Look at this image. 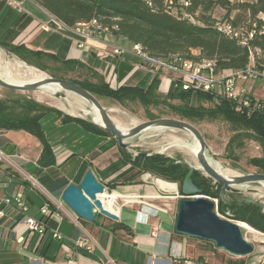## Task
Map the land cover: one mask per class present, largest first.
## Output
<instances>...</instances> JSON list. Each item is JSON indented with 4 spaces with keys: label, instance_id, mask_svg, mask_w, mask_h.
Returning <instances> with one entry per match:
<instances>
[{
    "label": "crops",
    "instance_id": "1",
    "mask_svg": "<svg viewBox=\"0 0 264 264\" xmlns=\"http://www.w3.org/2000/svg\"><path fill=\"white\" fill-rule=\"evenodd\" d=\"M9 2L15 3L11 6ZM53 17L32 0H0V40H6L7 34L17 36L10 42L13 46H23L34 52H41L51 58H43L47 68L51 63L81 62L99 74H104L105 82L111 69L118 75L123 86L145 88L152 82V75L146 66L134 70L142 61L131 48V42L109 33L97 37V42L88 43L80 49L82 38L73 31L63 30L52 24L49 32L38 28V24H48ZM106 45L122 48L126 53L122 57L104 59ZM132 44V48H133ZM244 81L243 87L251 84L253 95L258 81ZM166 85V79L161 85ZM220 88V87H218ZM217 88V89H218ZM160 87L158 89L159 93ZM249 90V89H248ZM221 91V88H220ZM217 90L218 93H220ZM52 125L61 132L67 126L74 128L73 137H80L72 147L73 152L61 150L64 134L53 139L45 132L52 148L56 169L70 183L79 185L87 171L91 170L99 182L109 190L116 178L130 166L111 174L107 171L112 164L124 162L123 152L115 147V138L97 135L79 124H62V117L56 113ZM43 119L42 121H44ZM88 142L86 145H81ZM81 145V147L79 146ZM77 149H79L77 151ZM0 152L8 162L0 158V197L12 198L24 193L29 207V215L41 219V208L48 201L54 208V217L45 218L47 235L40 237L30 234L23 227L16 225L11 216L0 221V264H213L205 258L197 257L188 245L187 237L175 232V221L165 213L150 212L142 203H152L161 208L163 202L181 200L176 184L163 180L146 183L147 175L141 177L139 184L119 185L113 193L105 192L99 196L106 211L119 216L118 221L110 220L100 214L93 224L79 219L66 205H62L61 196H44L32 188L27 177L34 176L43 152L41 141L25 131L0 130ZM116 191H120L116 192ZM62 195V194H61ZM130 200V201H128ZM61 205V207H60ZM159 231L153 235L154 229ZM58 231L64 238L58 241L52 237ZM260 233V232H259ZM264 237L263 233H260ZM24 242L19 243L18 239ZM190 239V238H189ZM58 245L54 258L50 256L53 244ZM256 246L253 255L243 258L244 264H264V241ZM63 247H66L64 249ZM87 247H93L91 253ZM86 252V253H85Z\"/></svg>",
    "mask_w": 264,
    "mask_h": 264
},
{
    "label": "trees",
    "instance_id": "2",
    "mask_svg": "<svg viewBox=\"0 0 264 264\" xmlns=\"http://www.w3.org/2000/svg\"><path fill=\"white\" fill-rule=\"evenodd\" d=\"M53 18L69 29L78 24H87L97 20L108 33L123 38L133 45L141 46L143 52L156 59H168L180 56L189 61H215L217 72H244L254 66L259 73L264 72V0H253L234 4L231 0H32ZM217 8L226 11L225 21H217L213 14ZM184 11L189 18L174 15V10ZM239 15L232 19V14ZM244 14L249 17L248 25L244 23ZM195 20L192 21V20ZM198 23V24H197ZM218 24H227L235 29H243L246 33H254L248 45L226 37L219 31ZM15 33L7 34L6 40H0L3 47L29 66L47 72L42 64L43 58H51L41 52H34L23 46H13L10 42ZM197 52V55L194 54ZM70 71L77 69L93 70L89 66L77 62H63ZM96 82L83 83L73 81L96 97L112 99L121 105L139 103L145 109L164 105L182 119L190 121H217L219 119L232 127L237 140H249L264 149V113H249L239 108V104L225 99L217 91L203 92L183 90L172 85L163 101L159 100L158 89L160 78H155L145 88L121 86L112 89L104 77L93 70ZM178 101L180 106L171 105ZM205 104L210 105L206 107ZM51 113L62 117V124L76 123L85 129L105 137L115 138L93 124L72 117L62 112L40 105L34 101L0 100V130L25 131L38 138L43 145V152L38 162L34 178L53 196H61L69 181L56 169L52 148L42 129V120ZM151 119L155 117L150 115ZM242 142V141H241ZM229 148V147H228ZM123 152V151H122ZM124 162L112 164L107 171L111 174L121 173L110 187L116 190L119 185L139 184V179L149 173L169 183L182 184L189 173V168L180 164V160L168 159L155 154L148 159L143 156L133 157L123 152ZM264 173V157L253 158L249 162ZM193 183L201 191L208 193L210 182L196 171L191 176ZM219 186V185H218ZM221 189V187L219 186ZM220 199V191L218 194ZM221 207L227 206L220 199ZM54 210L53 207H51ZM231 208L235 220L244 222L254 230L264 234V213L255 205L236 203ZM45 221V218H41ZM86 253V252H85Z\"/></svg>",
    "mask_w": 264,
    "mask_h": 264
},
{
    "label": "rangeland",
    "instance_id": "3",
    "mask_svg": "<svg viewBox=\"0 0 264 264\" xmlns=\"http://www.w3.org/2000/svg\"><path fill=\"white\" fill-rule=\"evenodd\" d=\"M231 1L234 4L253 2V0H231ZM179 13H182V16L185 18H189V16H187L184 11L180 12L179 10L176 9L173 11L174 15H179ZM237 15H239L238 12H234L231 18L234 19L236 18ZM225 16H226V11L222 10L221 8H217L213 14V17L219 22L225 21ZM259 17L261 19H264L263 15H260ZM244 18H245L244 20H246L244 23L248 25L250 23L248 22L249 20L248 15L244 14ZM192 21L195 22L194 19ZM126 45L127 48H131L132 50L134 49V46L132 48V44L128 43ZM0 53L7 55V57L11 61L13 60L21 61L18 57L11 54L3 47H0ZM194 54L197 55V52H194ZM26 65L29 66L28 64ZM48 65H50V67L47 68V72L44 73L49 77L60 78L70 81H77L80 83H83L85 81L96 82V79L94 78L93 75V70L88 71V70L77 69L75 71H70L69 69L58 63L49 62ZM36 69L40 70L38 68ZM242 86H243V82H239L237 85L239 89H241ZM246 86L247 89L250 90L251 89L250 87L252 85L249 84ZM217 90L220 91V88H218ZM158 95L160 101H163L164 98L167 96L165 92H162L160 90ZM255 95L259 98L264 99V82L261 80L258 81L256 85ZM97 98L101 102L103 107L108 111L113 121H115L124 128L131 129L137 125H140L141 123L155 119L170 118V119L182 120L194 125L201 132L213 154V157L210 156V158L217 161L219 163V166L221 165L225 170H229L234 173L237 172L236 174L238 175H250V174L262 173L258 168L252 166L249 162L253 158L264 157V149L254 141L237 140L235 142H232V139L235 137V134L232 132V127L221 119L217 121H211V120L190 121V120L182 119L179 115H177L170 108L164 105H159L158 107L151 106L148 109H145L139 103H126L125 105H121L120 103L109 98H105V97H97ZM18 99L34 101L40 105L60 111L65 116L81 119L85 121L87 120L86 113L91 111V106L86 101L82 100L81 98L77 97L74 94L60 93L55 96H47L45 94H41V93L39 94L35 92H13L0 87V100L14 101ZM171 105L180 106L181 103L178 101H172ZM205 106L209 107L210 105L205 104ZM150 115H153L155 118L151 119ZM44 119L45 120L42 121V129L45 130V132L50 136L51 139H53L56 136L59 137L60 133L64 134L62 135V137L66 136L67 139L66 138L61 139L59 142H62V144H66L65 145L66 147L62 145L61 150H66V148H68L69 146V151L73 152L70 147H72L75 141L80 140V137H75V138L73 137V135L75 134L74 128H72L71 126H67L61 132H56L57 130L52 125V123L56 119V115L49 114ZM115 141L117 143L116 138ZM177 142L192 143V137L190 134L182 131L168 130V131H159V132H146L138 136L137 138L128 141L129 143L128 152L133 156L138 153L158 154L168 159L187 161L189 164L196 167L198 164L196 157L188 149L177 146L176 144ZM85 144L87 145L88 142H83L81 145H85ZM81 145L79 146L81 147ZM118 148L119 147L117 144L115 150L117 151ZM78 150L79 149H77V151ZM3 161L9 163L6 157H3ZM201 174L202 177H204L210 182L208 193L202 194L201 197L213 202L215 205L216 214L223 219H226L239 226H241L242 224H246L244 222L235 220V214L231 206L238 203V200L253 199L264 205V188H261L259 186V187H251L249 189H243V193L240 195L226 194L225 200L228 204L225 207H221L220 199L218 198V194L220 191L219 186L213 180L206 177L203 172H201ZM145 175H147L146 178H144L146 183L156 182V180L158 179L162 180L149 173ZM140 179L139 182H142ZM172 184H176L178 186V189L180 190V186H181L180 183H172ZM35 185H36L35 186L36 188H34L35 191L38 192L40 195H42L41 193L45 192L44 189H42L38 184ZM116 192L120 193V191H116ZM107 193L111 194L113 192L110 191L109 189L107 190ZM179 196H182L180 192H179ZM161 205H163L161 208L166 210L167 214L172 219L176 217L178 203L176 204L175 202H173V200H167L166 202H163ZM246 238L250 242L255 244V246H262L261 241H264V237L255 236L252 233L249 234L247 231H246ZM187 241L189 247H191L192 251L196 253L197 257L205 258L213 264H244L245 263V260L243 258H236L229 255L228 253L220 251L211 243L203 242L195 239H189V238H187ZM57 252H58V245L54 243L50 250L51 258H54L57 255Z\"/></svg>",
    "mask_w": 264,
    "mask_h": 264
},
{
    "label": "water",
    "instance_id": "4",
    "mask_svg": "<svg viewBox=\"0 0 264 264\" xmlns=\"http://www.w3.org/2000/svg\"><path fill=\"white\" fill-rule=\"evenodd\" d=\"M43 82L57 85L60 91L56 95L60 93L74 94L86 101L91 108L97 109L101 115L102 125L94 122L90 112L86 113V121L113 135L117 139L119 149L126 154L131 155L128 152V141L151 129L182 131L190 134L199 144L196 154L199 168L192 166L187 161H180V164L189 168V173L182 184L183 198L178 203L175 232L180 236L211 243L218 250L236 258H246L255 253L256 246L246 238L245 230L239 225L219 217L215 212L214 203L201 197V191L193 183L191 176L196 171L203 172L206 177L221 187L220 199L227 204L226 194L240 195L243 193V189L261 186L264 183V173L239 175L234 178L224 177L212 167L209 157H213V154L204 136L194 125L178 119L165 118L144 122L123 132L117 127L98 98L80 85L70 80L53 77H48ZM0 87L13 92H36L41 84L19 86L7 83L0 78ZM153 155L155 154L138 153L132 156L134 158L143 156L148 159ZM105 192H107L106 186L99 182L95 174L89 170L79 185L70 183L65 188L61 200L79 219L87 223L93 224L98 214L118 221L119 216L106 211L99 199V196ZM238 202L255 205L261 212H264V205L253 199H241Z\"/></svg>",
    "mask_w": 264,
    "mask_h": 264
},
{
    "label": "built area",
    "instance_id": "5",
    "mask_svg": "<svg viewBox=\"0 0 264 264\" xmlns=\"http://www.w3.org/2000/svg\"><path fill=\"white\" fill-rule=\"evenodd\" d=\"M9 4L11 6H16L13 2H9ZM52 24H55L63 30L73 31L75 34L79 35L83 40V43L79 44L80 49L84 48L88 43L97 42V37L108 33V30L104 29L97 20H93L87 24H78L75 28L69 29L53 18L51 23L38 24L37 27L43 31L49 32L53 29ZM217 27L226 37L235 39L243 45H248L249 40L254 37V33H246L243 29H235L227 24H218ZM133 52L142 61V64L136 65L134 70L146 66L152 75V81L155 78H160V80L166 79V85H160V91L166 94H168L172 85L175 87H182L185 91L194 90L203 92L217 91V88L220 87V94L224 96L226 100L238 103L239 108L245 109L247 112L253 114L264 113V100L257 99L251 90H248L246 87L241 89L237 87V82L239 80L245 83L258 79L264 80V72H257L254 66L248 68L244 72H217L216 63L211 60L203 59L195 62L185 60L180 56H172L168 59H156L145 54L139 45H134ZM125 53L126 51L122 48L109 47V45H106L104 59L122 57ZM106 82L114 90L123 86V83L118 81V75L114 69L109 71ZM3 157L5 156L0 152V158L3 159ZM27 180L32 185V188H36L35 184H38L44 189L46 193L43 192L41 194L46 195L43 196H50V193L34 178V176L27 177ZM180 198L182 199L183 196H180ZM61 203L65 205L62 200ZM142 204L143 207L150 212H162L167 214L166 210L158 208L152 205V203ZM51 207L52 205L47 201L41 208V215L43 218L55 216ZM7 216H11L16 225L23 227L30 234L37 233L40 237H45L47 235L44 221L29 215V207L25 201L23 192L18 193L12 198L0 197V221ZM175 219L176 218H174V220ZM158 231L159 228L156 227L153 235L155 236V233ZM52 237L58 241L64 240L63 236L58 231L54 232ZM18 242L21 244L24 242V239L21 237L18 239ZM63 248L66 249V247ZM92 251L93 247H87V252L91 253ZM108 264H111V262Z\"/></svg>",
    "mask_w": 264,
    "mask_h": 264
},
{
    "label": "bare ground",
    "instance_id": "6",
    "mask_svg": "<svg viewBox=\"0 0 264 264\" xmlns=\"http://www.w3.org/2000/svg\"><path fill=\"white\" fill-rule=\"evenodd\" d=\"M48 77L49 76H47L44 72L37 70L34 67H29L24 62L17 60L11 61L7 57V55L0 53V78L5 82L19 86H26L30 84H41V87L35 93H39V94L41 93L47 96H55L57 93H59L60 88L55 84L44 83L43 81ZM90 114L93 116V120L95 123L102 125L101 115L97 109L92 107ZM115 124L121 131L123 132L129 131V128H124L116 122ZM146 132H159V130L151 129ZM176 144L179 147L188 149L196 157V154L199 150V144L193 137H192V143L177 142ZM209 161L212 167L224 177L234 178L239 176L238 174H236L237 173L236 171H235L236 173H234L232 171L225 170L221 165L219 166V163L217 161L211 159L210 157H209ZM196 167L199 168V165L197 164ZM260 187L264 188V183ZM240 227L244 229L245 232L247 231L249 234L252 233L255 236H261L259 232L254 230L248 224H242Z\"/></svg>",
    "mask_w": 264,
    "mask_h": 264
}]
</instances>
